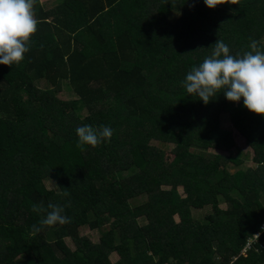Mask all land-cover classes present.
Returning a JSON list of instances; mask_svg holds the SVG:
<instances>
[{"label": "trees", "instance_id": "16d2710c", "mask_svg": "<svg viewBox=\"0 0 264 264\" xmlns=\"http://www.w3.org/2000/svg\"><path fill=\"white\" fill-rule=\"evenodd\" d=\"M45 1L24 61L0 65V264H264V116L183 86L217 40L264 51V0ZM63 87L76 99L56 98ZM221 113L255 168L220 170L234 146ZM83 125L110 127V142L78 149ZM49 203L71 222L33 234L46 216L33 205Z\"/></svg>", "mask_w": 264, "mask_h": 264}, {"label": "clouds", "instance_id": "9594fccd", "mask_svg": "<svg viewBox=\"0 0 264 264\" xmlns=\"http://www.w3.org/2000/svg\"><path fill=\"white\" fill-rule=\"evenodd\" d=\"M204 3L214 9L225 3L238 4V0H204ZM36 4L37 0H0V65L13 67L24 61L31 38L38 30ZM258 43L252 40L251 51L232 55L228 45L217 40L211 55L187 73L183 86L188 95L208 104L223 93L229 102L239 103L243 99V106L249 112L264 116V51ZM76 135L77 148L85 150V146L95 148L102 142H110L113 130L107 126L83 125L76 128ZM32 210L46 212L39 226H32L33 234L40 233L44 227L71 222L63 214L64 207L58 204L49 203L47 209L43 204L33 205Z\"/></svg>", "mask_w": 264, "mask_h": 264}, {"label": "rangeland", "instance_id": "374dc122", "mask_svg": "<svg viewBox=\"0 0 264 264\" xmlns=\"http://www.w3.org/2000/svg\"><path fill=\"white\" fill-rule=\"evenodd\" d=\"M40 1L41 3L46 2L45 0H40ZM50 2H51V5H54L53 0H50ZM44 6L48 7L50 6V3L46 2ZM56 98L60 100H71V99H76V96L74 97V95L66 87H63L58 93H56ZM220 124H221L220 126L222 130L232 132L233 134L232 136L234 140V146L232 148L226 151H221V156H223V162H225V164L220 166V170L227 172L229 170L244 171L248 168L250 169L255 168V164L252 162V156H253L252 150L245 145L244 139L241 138V136L235 130L231 128L229 120H228V116L225 113L220 114ZM171 147L172 146L169 144L161 146L162 150H164L167 153L166 155L169 154ZM227 158H238L241 160V163L237 165H232L226 160ZM44 185L46 186L47 189H49L52 187L53 184L50 181L45 180ZM178 193H180V195L182 196V190L180 188H178ZM145 200H146L145 197H140V198L132 200L131 204L132 205L141 204ZM217 206L220 208V210H225V208H227V204L224 202L218 203ZM210 212L211 211H210L209 206H206L205 208L201 210H194V209L190 210L191 217L194 220H197L200 222L204 221L205 216L209 214ZM79 234L81 236L87 237L92 243L98 242V239L100 236V234L97 231L89 230L87 228H81L79 231ZM65 243L70 249L72 250L74 249L73 243L68 238H65ZM109 259L111 262H116L118 260V256L115 253H111L109 255Z\"/></svg>", "mask_w": 264, "mask_h": 264}, {"label": "built area", "instance_id": "2783aa9c", "mask_svg": "<svg viewBox=\"0 0 264 264\" xmlns=\"http://www.w3.org/2000/svg\"><path fill=\"white\" fill-rule=\"evenodd\" d=\"M258 235L256 234L254 237L256 238Z\"/></svg>", "mask_w": 264, "mask_h": 264}]
</instances>
